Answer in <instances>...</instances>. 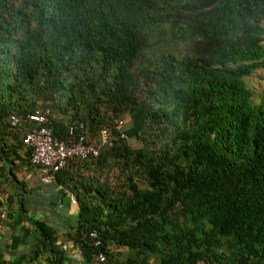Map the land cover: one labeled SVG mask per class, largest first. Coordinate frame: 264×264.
Instances as JSON below:
<instances>
[{
	"label": "trees",
	"instance_id": "16d2710c",
	"mask_svg": "<svg viewBox=\"0 0 264 264\" xmlns=\"http://www.w3.org/2000/svg\"><path fill=\"white\" fill-rule=\"evenodd\" d=\"M263 21L264 0H0L2 178L17 189L15 170L38 168L25 117L47 109L59 140L106 131L54 173L86 262L264 264V98L244 81L264 68ZM3 194L0 213L23 212Z\"/></svg>",
	"mask_w": 264,
	"mask_h": 264
},
{
	"label": "crops",
	"instance_id": "0c3cea01",
	"mask_svg": "<svg viewBox=\"0 0 264 264\" xmlns=\"http://www.w3.org/2000/svg\"><path fill=\"white\" fill-rule=\"evenodd\" d=\"M4 174L5 170L1 169L3 193L22 196L23 212H18L14 204L9 216L3 210L0 213V264H49L53 258L48 248L50 243L42 246L34 221L42 222L53 232L51 245L60 254V264H94L86 262L78 246L65 236L78 221V202L72 203L69 197L74 194L54 181L42 182L38 168L15 170L16 180L23 183L17 189L2 178ZM4 197L5 194L0 195L2 201Z\"/></svg>",
	"mask_w": 264,
	"mask_h": 264
},
{
	"label": "built area",
	"instance_id": "2783aa9c",
	"mask_svg": "<svg viewBox=\"0 0 264 264\" xmlns=\"http://www.w3.org/2000/svg\"><path fill=\"white\" fill-rule=\"evenodd\" d=\"M47 112L48 110L45 109L44 111L35 110L27 114L26 120L34 125L23 134V142L30 148L29 162L41 170L40 180L42 182L54 181V173L61 169L70 158L97 155L100 147L107 139L106 131L100 130L98 140H92L90 143H85L81 135L72 143L59 140L53 137L44 125V116ZM9 120L12 125L19 122L18 117L13 114L9 115ZM120 123L119 121L117 125ZM69 197L72 203L77 202L74 196L70 195Z\"/></svg>",
	"mask_w": 264,
	"mask_h": 264
},
{
	"label": "rangeland",
	"instance_id": "374dc122",
	"mask_svg": "<svg viewBox=\"0 0 264 264\" xmlns=\"http://www.w3.org/2000/svg\"><path fill=\"white\" fill-rule=\"evenodd\" d=\"M261 26L264 28V21L261 22ZM263 43H264V32L262 33ZM245 84L249 90H251V100L257 102L260 97L264 98V68L254 70L249 76L244 78ZM126 120V116H123ZM129 145L132 147H138L139 143L133 139L128 140ZM115 170H110L109 175L115 174ZM113 176V175H112ZM80 197H82L80 195ZM121 252H126V250L121 249ZM150 264H155V261L150 260Z\"/></svg>",
	"mask_w": 264,
	"mask_h": 264
}]
</instances>
